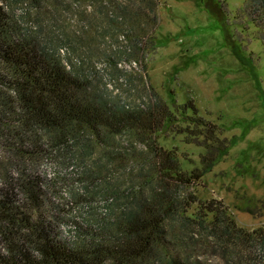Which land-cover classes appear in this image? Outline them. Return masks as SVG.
I'll use <instances>...</instances> for the list:
<instances>
[{
  "label": "trees",
  "instance_id": "trees-1",
  "mask_svg": "<svg viewBox=\"0 0 264 264\" xmlns=\"http://www.w3.org/2000/svg\"><path fill=\"white\" fill-rule=\"evenodd\" d=\"M158 5L0 0V264H264V227H238L221 201L190 191L227 148L218 128L189 118L205 152L188 171L158 142L177 121L160 97H123V86L146 88ZM240 16L264 45V0H244ZM48 162L80 170L84 195L72 198L110 206L74 240L62 239Z\"/></svg>",
  "mask_w": 264,
  "mask_h": 264
},
{
  "label": "rangeland",
  "instance_id": "rangeland-1",
  "mask_svg": "<svg viewBox=\"0 0 264 264\" xmlns=\"http://www.w3.org/2000/svg\"><path fill=\"white\" fill-rule=\"evenodd\" d=\"M157 1L159 23L147 61L146 88L123 86V97L133 107L149 103L151 88L160 97L177 121L164 124L158 142L177 149L181 166L188 171L201 166L205 152L198 144L203 137H190L188 126L191 132L195 126L189 118L200 117L216 126V137L227 148L190 191L198 201H221L238 227L248 231L264 227V45L260 33L247 18L239 17L244 0ZM69 21L71 29L73 19ZM122 67L137 71L134 64ZM97 69L103 70L104 65L98 63ZM42 171L55 185L62 239L74 240L79 227L87 230V224L96 225L107 215L110 206L98 194L83 196L82 203L72 198V193L84 195L80 170L74 165L58 170L48 162ZM57 174L60 181L54 179Z\"/></svg>",
  "mask_w": 264,
  "mask_h": 264
}]
</instances>
